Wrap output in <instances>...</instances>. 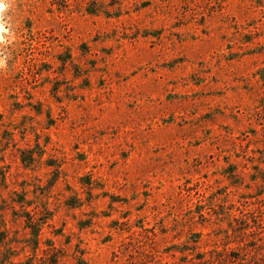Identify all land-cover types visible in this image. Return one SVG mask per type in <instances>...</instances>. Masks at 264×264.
<instances>
[{"label": "rangeland", "instance_id": "374dc122", "mask_svg": "<svg viewBox=\"0 0 264 264\" xmlns=\"http://www.w3.org/2000/svg\"><path fill=\"white\" fill-rule=\"evenodd\" d=\"M0 264H264V0H0Z\"/></svg>", "mask_w": 264, "mask_h": 264}, {"label": "trees", "instance_id": "16d2710c", "mask_svg": "<svg viewBox=\"0 0 264 264\" xmlns=\"http://www.w3.org/2000/svg\"><path fill=\"white\" fill-rule=\"evenodd\" d=\"M23 164H26V160L23 159ZM26 166V165H25ZM26 226L32 230V234L37 238L40 224H37L28 212H25Z\"/></svg>", "mask_w": 264, "mask_h": 264}]
</instances>
